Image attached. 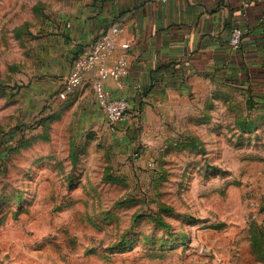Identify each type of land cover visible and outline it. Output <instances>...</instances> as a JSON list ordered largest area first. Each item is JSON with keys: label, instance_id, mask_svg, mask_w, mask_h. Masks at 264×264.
I'll use <instances>...</instances> for the list:
<instances>
[{"label": "rangeland", "instance_id": "374dc122", "mask_svg": "<svg viewBox=\"0 0 264 264\" xmlns=\"http://www.w3.org/2000/svg\"><path fill=\"white\" fill-rule=\"evenodd\" d=\"M73 1L0 0V264H264V95L145 157L59 98Z\"/></svg>", "mask_w": 264, "mask_h": 264}, {"label": "crops", "instance_id": "0c3cea01", "mask_svg": "<svg viewBox=\"0 0 264 264\" xmlns=\"http://www.w3.org/2000/svg\"><path fill=\"white\" fill-rule=\"evenodd\" d=\"M236 25L250 30L239 49L230 44ZM57 26L61 52L72 62L99 35L119 27L109 62L125 55L128 72L105 84L128 97L130 118L114 126L107 122L91 75L76 98L90 94L95 113L117 133L126 130L128 136L121 135L127 146L138 141L145 157L207 123L225 89L264 95V0H74Z\"/></svg>", "mask_w": 264, "mask_h": 264}, {"label": "built area", "instance_id": "2783aa9c", "mask_svg": "<svg viewBox=\"0 0 264 264\" xmlns=\"http://www.w3.org/2000/svg\"><path fill=\"white\" fill-rule=\"evenodd\" d=\"M249 31L248 27L234 26L230 37L231 46L234 49H239ZM118 34L119 27L113 26L96 38L89 51L74 58L70 72L58 91L59 98L66 99L91 75L97 104L111 126L126 121L130 114L128 97L113 94L105 84L107 78L119 81L121 76L128 72V61L125 55L120 56L112 63L109 62L116 46ZM121 46L127 49L130 45L124 42Z\"/></svg>", "mask_w": 264, "mask_h": 264}]
</instances>
